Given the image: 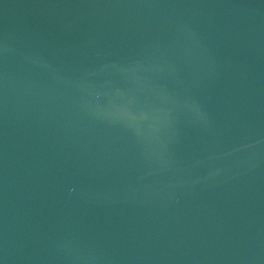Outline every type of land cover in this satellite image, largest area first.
<instances>
[{
	"label": "water",
	"instance_id": "water-1",
	"mask_svg": "<svg viewBox=\"0 0 264 264\" xmlns=\"http://www.w3.org/2000/svg\"><path fill=\"white\" fill-rule=\"evenodd\" d=\"M0 264H264V0H0Z\"/></svg>",
	"mask_w": 264,
	"mask_h": 264
}]
</instances>
